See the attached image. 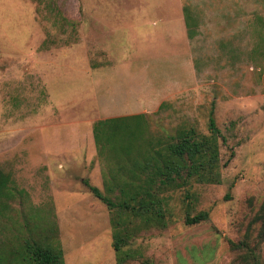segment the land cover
<instances>
[{"label": "rangeland", "instance_id": "obj_1", "mask_svg": "<svg viewBox=\"0 0 264 264\" xmlns=\"http://www.w3.org/2000/svg\"><path fill=\"white\" fill-rule=\"evenodd\" d=\"M112 63L135 66L123 73L142 84V148L189 130L208 136L214 112L216 181L153 186L155 213L139 215L109 210L88 192L82 179L118 202L125 183L143 185L148 175L121 171L94 143L93 125L110 113L89 75ZM263 109L264 0H0V171L11 189L0 243L21 233L58 243L65 264H116V230L126 264H264L255 222L264 203ZM66 153L81 163L69 183L59 173L69 167L46 164H65ZM65 189L80 190L78 201L58 212ZM201 212L206 221L185 223ZM241 240L253 252L231 249Z\"/></svg>", "mask_w": 264, "mask_h": 264}, {"label": "trees", "instance_id": "obj_2", "mask_svg": "<svg viewBox=\"0 0 264 264\" xmlns=\"http://www.w3.org/2000/svg\"><path fill=\"white\" fill-rule=\"evenodd\" d=\"M189 19L188 10H185V26L190 37ZM143 130L142 115L100 120L93 125V139L99 153L107 151L118 162L121 171L128 170L135 173L136 170H140L148 173L143 185H136L134 182L125 183L121 188V198L118 202L104 196L96 186L82 179L81 183L88 192L100 200L107 209H119L132 215L150 211L155 213L153 206L155 198L151 194V187L157 186L160 191L178 188L194 177L201 182L216 181L219 175L218 140L221 134L216 126L213 111L209 114L208 136L198 137L193 130L184 131L176 143L167 144L159 149H147L137 145ZM10 192V178L0 171V206L6 204ZM157 213L162 216L160 208ZM207 219L208 213L201 212L194 217H186L185 223L196 225ZM255 219V222L261 221L263 225L259 239L264 240V203L261 214ZM14 236L15 243H0V264H65L58 243L47 239L37 241L32 236L25 237L21 233ZM124 244L125 240L121 237V233L115 230L112 234V248L116 256V264H126L127 253L122 250ZM229 245L232 250L253 252L246 240L238 243L229 242Z\"/></svg>", "mask_w": 264, "mask_h": 264}, {"label": "crops", "instance_id": "obj_3", "mask_svg": "<svg viewBox=\"0 0 264 264\" xmlns=\"http://www.w3.org/2000/svg\"><path fill=\"white\" fill-rule=\"evenodd\" d=\"M134 67L135 66L133 65L130 66L125 63L124 64L112 63V65H109L108 67L107 66L97 67L91 70L93 71V74L89 76L92 79L91 80V85H92L91 92L93 93L92 95L94 96L96 102L108 104L106 105L107 106L106 112L110 114L103 117V119L130 117V116H136L142 114V111H138L137 110L138 107L136 106L137 103H141L143 100V95L141 91L142 84L140 82L139 84H137V76L128 73H123V71L134 70ZM139 86L141 88H139ZM103 112H105V110H103ZM76 146L79 147L78 144ZM72 154L73 153L65 154V157L68 158L67 160H65L66 162L64 161L65 164H62L59 159L52 160L50 158H47V160L50 161V163L48 162L46 163L47 165L54 164V166H61L66 168L69 167L68 170L62 169L61 171H59L61 177L63 176L64 180L67 181V183L70 182L69 180L70 177L68 176V174L73 172L72 168H77L81 164L79 163L80 158L78 157V155L74 156ZM93 156H95V151L93 155L90 157V161L94 159ZM52 161H54V163H51ZM93 171H94L93 174L99 173L98 164L95 165V170ZM91 185L96 186L97 188L99 187V185L95 184L94 181H92ZM70 191L71 190L69 189H65V191L62 192L63 196L65 194H68L70 197L67 199V196L65 195L64 199L66 200L60 203V206H58L57 208L58 212L59 210L69 209V207H71L75 202L78 201L77 200L78 196L76 195L79 194L80 190L74 192L72 191L74 194L72 193L69 194ZM72 195L75 196L73 197Z\"/></svg>", "mask_w": 264, "mask_h": 264}]
</instances>
